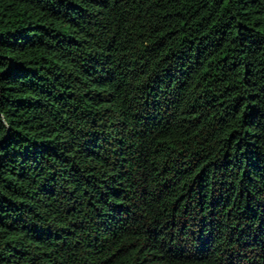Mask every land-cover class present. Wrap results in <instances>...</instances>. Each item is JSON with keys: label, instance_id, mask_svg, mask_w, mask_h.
<instances>
[{"label": "trees", "instance_id": "trees-1", "mask_svg": "<svg viewBox=\"0 0 264 264\" xmlns=\"http://www.w3.org/2000/svg\"><path fill=\"white\" fill-rule=\"evenodd\" d=\"M0 264H264V0H0Z\"/></svg>", "mask_w": 264, "mask_h": 264}]
</instances>
